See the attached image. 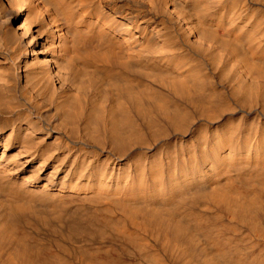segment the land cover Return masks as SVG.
Here are the masks:
<instances>
[{"label": "bare ground", "instance_id": "6f19581e", "mask_svg": "<svg viewBox=\"0 0 264 264\" xmlns=\"http://www.w3.org/2000/svg\"><path fill=\"white\" fill-rule=\"evenodd\" d=\"M41 225L264 264V0H0V264H116Z\"/></svg>", "mask_w": 264, "mask_h": 264}, {"label": "rangeland", "instance_id": "374dc122", "mask_svg": "<svg viewBox=\"0 0 264 264\" xmlns=\"http://www.w3.org/2000/svg\"><path fill=\"white\" fill-rule=\"evenodd\" d=\"M42 228V229H41ZM49 227H47V228H44V226H37V227H34L33 228V230L35 231H33V230H31L32 231V237L33 238H35V239H40L39 241H38V239L36 240V241H38V242H40L41 243V241H42V243L44 244V243H46V244H48V245H51V246H53L54 247V244L56 243L57 244V241L59 242V244H60V247L62 246V247H64V246H66V247H64V251H65V253H66V255H68L70 258H72V259H77V258H79V253L80 252H82V249H93V247H96V246H98V247H101L102 248V253L103 254H100V256L101 257H106V255L108 254V259H103L104 261H110V262H113V263H116V264H131V260L132 259H128L127 257H125V256H122V255H120V256H118V250H119V246L117 245V244H115V246H114V243H112V242H110V241H108L107 240V238H103L102 240H97V239H93V238H83L84 240H86V241H84V240H82L81 238L82 237H78V236H75V237H73L72 239H70L69 241L67 240L68 239V237L67 236H65L64 234H62L61 233V230H60V228L58 229V228H56V230H59L60 232H57L56 233V230L54 231V230H52L53 228H50V229H48ZM230 229V228H229ZM40 232H39V231ZM41 230H42V232H41ZM46 231V232H45ZM48 231H50V232H48ZM52 232V233H51ZM230 232H234L233 234L234 235H241L242 233H243V230H240V229H230ZM34 233H36V234H34ZM55 233V235H53ZM59 233H60V235H59ZM238 233V234H237ZM62 234V235H61ZM33 235H35V236H33ZM41 235H43V240H42V238H41ZM56 238L55 239V243H54V238ZM59 236H62V239H61V237H59ZM40 237V238H39ZM45 237V238H44ZM65 239H64V238ZM67 237V238H66ZM74 239H77V241L76 240H74ZM79 239H81V240H79ZM45 240V242H43ZM67 240V241H66ZM72 240H74V241H72ZM70 241H71V243H70ZM89 241V242H88ZM65 242V243H64ZM73 242H74V244L76 245H73ZM84 244H82V243ZM87 244H86V243ZM64 243V244H63ZM79 245H78V244ZM81 243V244H80ZM55 244V245H56ZM58 244V245H59ZM68 244V245H67ZM93 244V245H92ZM112 244V245H111ZM72 245V246H71ZM57 246V245H56ZM55 246V247H56ZM70 246L72 247V249H69L70 248ZM91 246V247H90ZM59 247V248H60ZM61 247V248H62ZM86 247V248H85ZM112 252H114V254L112 253ZM81 254V253H80ZM110 254V255H109ZM117 257H119V258H117ZM117 259V260H116ZM127 259H128V261H129V263H127L128 261H127ZM188 260V262H190V263H194L195 262V259H194V257H193V259L192 258H188L187 259ZM158 261H161V263L162 264H181L182 262H178V261H175V260H169V259H167V258H159L158 259ZM194 261V262H193ZM160 263V264H161ZM185 262L183 261V264H184Z\"/></svg>", "mask_w": 264, "mask_h": 264}]
</instances>
